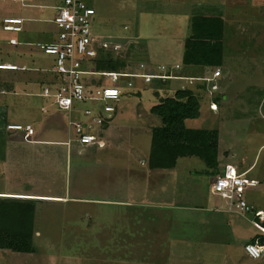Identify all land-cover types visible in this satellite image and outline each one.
<instances>
[{
  "label": "rangeland",
  "instance_id": "rangeland-1",
  "mask_svg": "<svg viewBox=\"0 0 264 264\" xmlns=\"http://www.w3.org/2000/svg\"><path fill=\"white\" fill-rule=\"evenodd\" d=\"M88 1L95 11L90 31L94 46H99L100 59L106 61L111 56L127 60L131 63L129 69L136 67L132 73L138 72L140 63L153 70L151 67H170L175 63L182 71L197 68L181 61L184 41L191 33V18L206 15L224 19L223 80L215 91L208 87L196 92L199 115L184 124L191 129L217 130L218 152L222 159L228 158L223 162L234 168L238 164L241 170L253 164L243 190L251 210L237 213L232 207L233 213L220 214L229 225L216 234L210 223L217 215L200 209L219 208L225 200L210 192L212 175L201 160L181 158L173 169L146 167L150 130L160 126V119L150 113V108L158 103V97L171 96L177 89L203 82L153 80L144 84L141 79H131L135 83L129 88L132 93L122 96L125 88H120L122 97L114 103V119L103 127L99 146L83 150L84 146L75 141L73 130L69 141L73 148L68 155L61 144L39 149L30 142L14 143L15 154L27 156L26 160L21 159L20 183L9 179V171H5L7 159H0V190L21 186L33 192L35 188L39 193L71 194V199L64 202H36L34 252L0 251V264H262L248 258L243 247L259 234L251 224V220H257L254 212H264V0ZM44 3L51 6L55 1ZM18 7L9 0H0V59L5 61L14 52L6 46L8 33L1 30L2 22ZM46 11L53 13L50 8ZM109 45H118L119 50L113 52ZM0 75L6 80L14 73ZM86 79L91 84L98 81L104 86L112 85L104 77ZM136 89L140 94H136ZM36 90L41 93L39 88ZM38 94L16 95L10 114L31 120L35 117L36 121L48 117L40 108H56L51 106L50 99ZM212 104L218 112L211 110ZM85 108V103H74L71 119L82 116ZM50 116L62 124L46 121L42 125L44 134L54 133L55 139L65 141L67 119L57 111ZM27 122L30 120L23 123ZM33 127L37 128V123ZM98 129L94 126V131ZM91 130L88 133L92 135ZM32 153H41L43 157L29 158ZM16 161L19 163V159ZM30 165L40 169L26 173V166ZM184 206L195 210H186ZM231 232L239 234L233 255L226 252V246L220 249L223 255L219 253L217 257L206 252L199 256L195 253L197 248L194 256L184 259L174 254L185 240L208 243L216 235L226 241ZM231 249L227 246V250ZM189 250L192 253L193 246Z\"/></svg>",
  "mask_w": 264,
  "mask_h": 264
},
{
  "label": "crops",
  "instance_id": "crops-1",
  "mask_svg": "<svg viewBox=\"0 0 264 264\" xmlns=\"http://www.w3.org/2000/svg\"><path fill=\"white\" fill-rule=\"evenodd\" d=\"M9 1L12 2L13 4L19 5V7L14 13H12V16H8L5 18H19V19H21L22 20V22L20 24L21 30L19 32L4 30L3 29L4 24L2 22L1 30L3 32H6V34L8 33V40L6 42V46L12 52H14V54L12 55V58H9L7 61L0 59V63L12 64V65L17 66L19 69L18 70H12V71L11 70H7V71H1L0 70V72H13L14 73V75H9L10 77L6 78V80H4V78H0V125L1 124L3 125L5 123L22 124L24 126H28V127L32 128L34 132H33V135L28 140H24L22 132L1 131V129H0V159L1 158L7 159L8 168H6L5 171L6 170L9 171V179L15 178V179H17V182L20 183L19 174L23 170L21 159L26 160L27 156H23V155L18 156L17 154H15L17 152V150H16V146L14 145V143L19 144L20 142H24V143L30 142L31 144H33V146L34 145L38 146L39 149L40 148L42 149V147H40V146H48L49 147L51 145L53 146L55 144H61V145H64L66 147L65 151H66V154L68 155L70 152H72V148H73V147H71V143H69V141H71V137L73 135L75 137L74 132L72 135L73 127L71 126V124L81 123L85 126L88 125L89 127H91L90 129H92L91 130L93 132L92 136L94 137L95 143L83 145V144L78 143L76 141V139H75V141L79 145L84 146L83 150H85L86 148H89L90 146H99V144H97V142H100V139L103 138V134H104L103 127L107 125L108 121H112L114 119V114L116 112V108H115V112L112 114V116L107 117L101 111V108H102L101 105L102 104L97 105V104H95L96 102H94V101H89V103L84 102L86 104L85 110H90L92 112L93 116H99V117L103 118L104 122L100 126L92 124L93 116L92 117L85 116L83 114V112L85 110L82 112V116L81 115H79V116L75 115L73 117L74 119H71V112L74 109V106H73L72 110H70V111H60V110L54 109L55 111L62 113L63 117H65V119H67V121L65 123V132H64L65 133V135H64L65 141L60 140L59 138L55 139L54 136H56V134H54V133L53 134L52 133L44 134V132H43L44 129L42 128V125L46 121L50 122L51 124H54V123L55 124L56 123L62 124V122H60L58 120L51 119L50 114L55 112L51 108H49V110H48L46 108L41 107L40 110H41L42 114H44V116H48V117L38 118L37 121H36L35 117L33 120H31V119H25L24 117H20V116L15 117L14 115H11L10 114V108H11L10 106H12L13 101H15L14 98L16 97V95H26V94L28 95V94H32V93L38 94L39 91H37L36 89L39 88V90L41 91L42 87H44L45 85H50L55 80V75L52 73V69H53V65H54V59L51 56L45 55L41 51V46L44 44H49V43L56 41L57 29H56L55 25L53 24L52 19L54 18V15L56 14V7L59 5V2H58V0L57 1L56 0H50V1H55V4L48 6V5H45V3H44L47 0H23L21 3L13 2L11 0H9ZM47 8L48 9L50 8V10H53V13L52 14L47 13V11H46ZM5 18H3V19H5ZM11 40H14L15 43L11 44L10 43ZM140 64H143V63H140ZM161 65H163V64H161ZM175 65H179V64L175 63L174 66ZM159 66L151 67V68L156 69ZM170 67H173V66H170ZM192 67H194V66H192ZM196 67L197 68H193L192 70L191 69H185L183 71L181 68H179V70L172 71V73L179 75L176 77H182V78H211L213 75V72L216 70V68L212 69L210 67H200V66H196ZM130 70L135 71L136 67L134 66L133 69H130ZM139 70L140 69L138 67V71ZM148 70H153V69H148ZM220 70H221V68H220ZM15 72L19 73V74H15ZM223 75H224V73L221 70V76L216 78L213 83L215 85L221 84V82L223 80L222 79ZM87 80H88L89 85H91V86L96 85L98 82V81H95L94 84H91L89 81L90 79H87ZM182 81H185V80H182ZM157 82H160V81H157ZM197 82H203V81H197ZM160 83H164V82L161 81ZM205 83L206 84H204V82L199 83L200 85L197 84L194 87H189V89H192L194 92L206 91L207 88L210 86V83H207V82H205ZM118 85L120 88L121 87L125 88V90H122V96L128 92L132 93L129 90V88L126 87V83L124 81H122V82L120 81V83H118ZM134 85H135V83H133V87H134ZM162 86H164V85L162 84ZM136 90H137L136 94H140L139 89H136ZM154 94L156 95L155 92H154ZM158 94L159 93H157V95ZM11 95H13V99H10ZM158 99H159V97H158ZM50 100L52 101V99H50ZM51 106H54L53 102H52ZM114 106H115V104H114ZM215 110L218 112L217 107L215 108ZM29 120H30V122H27L28 124L23 123V122H26ZM36 123H37V128H34L33 124H36ZM94 126H95V128H99V129L97 131H94ZM51 129H53V128H51ZM209 130H211V129H209ZM67 143H69V144L67 145ZM55 154H56V152H55ZM227 154L228 153H226V156H227ZM33 155H36V153L30 154L28 157L32 158V159L43 157V154H41V153L37 154L36 156H33ZM52 155L54 156V154H52ZM17 159H19V163L16 161ZM226 159H228V158L222 159L221 155L218 152V157H217V161H218V169H217L218 172L217 173L218 174L217 175L221 174L224 170L225 165L229 164L228 162L222 161V160H226ZM229 165H231V164H229ZM252 166H253V164L250 165L245 170H241L240 166L237 164L236 169L239 173H244L245 179H246V175H248V173L251 172ZM26 168H28L26 170V173H28V172L33 173L34 171L40 169V166L35 165V167L33 168L30 165V166H26ZM49 172H51V171L49 170ZM215 176L212 175L213 180H214ZM32 187H34V185ZM33 189H34V192L31 190H23V189H21V186L20 187L14 186V188H11V189L0 190V197H8V198H17L18 197V198H23V199H39V200H37V202L44 200V199L45 200H59L62 202H64L65 200L71 199L70 198L71 194L70 193L67 194V191L64 194V196H62L59 194L39 193V191L35 192V188H33ZM72 200H76V199H72ZM184 207L186 208V210H189V211H193V209L195 210V207H188V206H184ZM200 210H201V212H213L214 214L217 215V216L213 215V219H212L213 222L210 223V226L215 227L216 234H218L217 231L219 229L222 230L224 225L225 226L229 225L228 223L225 224L221 220V218L223 216L220 215V214H226V212L231 211V209L229 208V205L227 204L226 201H225L224 205H221L219 208L205 207V208H201ZM257 211H262V210H257ZM230 213H233V211H231ZM237 213H240V212H237ZM166 218L167 217L164 216V220ZM156 220L158 221V219H156ZM150 221H152V220H150ZM238 239H239V234L231 232V238H228V240H226V241H224L221 237L216 236V235H214L208 243H206V242L197 243V242H191V241L187 242L185 240L184 242H182V246L180 244L181 247H179V250H176L175 253L174 252L173 253L180 255L181 259H184L185 258L184 256L190 257V255H192V254L194 256L195 253L198 254L199 256H201V253H205V252L210 253V254L213 253L217 257V255L219 253H221L223 255V252H222L223 250H220V249L226 246V252L228 251V253L233 255L234 254L233 247L238 245V241H239ZM191 246H193L192 253H190V250H189V248ZM227 246L228 247L230 246L232 249L227 250ZM196 248L198 250H196ZM207 248H208V250H207ZM194 251H195V253H194ZM226 252H225V254H228Z\"/></svg>",
  "mask_w": 264,
  "mask_h": 264
},
{
  "label": "built area",
  "instance_id": "built-area-1",
  "mask_svg": "<svg viewBox=\"0 0 264 264\" xmlns=\"http://www.w3.org/2000/svg\"><path fill=\"white\" fill-rule=\"evenodd\" d=\"M21 3L23 0H11ZM95 11L88 0H61L56 7V14L52 19L57 29L56 41L41 46V51L48 56L53 57L54 65L52 73L55 80L50 85L42 87L40 96L46 99H52L53 105L57 110L70 111L74 103H84L94 101L102 104L101 111L107 117H111L115 112L114 103L118 102L121 96V90L118 85L119 80L123 79L127 88L133 87V80L141 79L145 84L155 81L185 80L191 83L194 80L210 83L211 91L218 89L213 82L221 76V70L218 68L213 72L211 78H182L173 75L172 71L179 70L180 66L167 67L161 65L156 70L146 69L144 64H139L140 71L132 73L127 67L122 72H98L92 63L99 53V46H94L95 40L91 37V23ZM22 20L19 18L3 19L4 30L19 32ZM11 44L15 41L11 40ZM103 46H108L103 43ZM111 45H109L110 47ZM113 52L119 50L118 45H112ZM89 64V68L87 66ZM17 66L12 64H0V70H17ZM129 70V71H128ZM104 77L112 85L104 86L100 83L98 86L89 85L86 77ZM216 106L211 105V110L216 112ZM85 116L92 117L90 110L83 112ZM103 118L93 116L92 124L100 126L103 124ZM75 139L80 144H93L94 137L88 133L91 128L81 123L71 124ZM10 132H22L23 139L28 140L33 135V129L22 124L10 123L6 126ZM69 143H67L68 145ZM100 144V142H97ZM247 184L244 173H239L232 165H225L223 172L214 178L210 186V192L213 195L224 199L229 208L234 207L236 212H249L251 207L244 200V188ZM257 220H251V224L258 230L260 236H257L253 242L244 245L243 251L251 260H259L264 264V213L262 211L254 212Z\"/></svg>",
  "mask_w": 264,
  "mask_h": 264
},
{
  "label": "trees",
  "instance_id": "trees-1",
  "mask_svg": "<svg viewBox=\"0 0 264 264\" xmlns=\"http://www.w3.org/2000/svg\"><path fill=\"white\" fill-rule=\"evenodd\" d=\"M190 29L191 33L183 44L182 64L222 70L224 19L220 16L195 15L191 18ZM92 63L98 72H122L131 64L127 60H115L111 56L103 61L100 59V53ZM97 85L99 86L100 82ZM150 113L160 119V126L150 130L151 144L146 160L148 169H173L178 159L197 158L204 163L211 175L218 176L217 130L191 129L186 128L184 124L186 120L195 119L199 115V99L196 92L189 88L177 89L171 96L159 97L158 103L150 108ZM8 124H1V131H7ZM36 202V199L0 197L1 252H34ZM257 236L260 234L250 242ZM261 241H264V237Z\"/></svg>",
  "mask_w": 264,
  "mask_h": 264
}]
</instances>
